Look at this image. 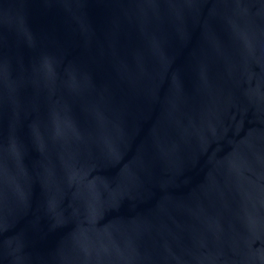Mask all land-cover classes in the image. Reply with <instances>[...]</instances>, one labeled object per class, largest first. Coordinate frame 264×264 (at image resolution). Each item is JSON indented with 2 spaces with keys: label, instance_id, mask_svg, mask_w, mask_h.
<instances>
[{
  "label": "water",
  "instance_id": "water-1",
  "mask_svg": "<svg viewBox=\"0 0 264 264\" xmlns=\"http://www.w3.org/2000/svg\"><path fill=\"white\" fill-rule=\"evenodd\" d=\"M0 264H264V0H0Z\"/></svg>",
  "mask_w": 264,
  "mask_h": 264
}]
</instances>
